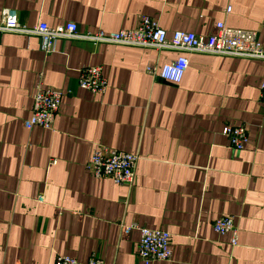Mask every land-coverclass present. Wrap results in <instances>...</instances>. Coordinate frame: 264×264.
<instances>
[{
  "label": "crops",
  "instance_id": "crops-1",
  "mask_svg": "<svg viewBox=\"0 0 264 264\" xmlns=\"http://www.w3.org/2000/svg\"><path fill=\"white\" fill-rule=\"evenodd\" d=\"M6 7L31 28L74 21L80 32H111L146 15L168 36H207L225 22L264 44V0H0V19ZM182 54L181 82L147 72ZM88 65L102 67L106 92L79 86ZM41 73L63 96L53 129H27ZM263 77L250 57L64 38L47 53L37 34H0V264L92 254L144 264L139 229L125 230L134 225L171 233L172 259L152 264H264ZM227 124L246 127L243 150L223 134ZM99 145L139 155L133 186L87 170ZM223 215L235 218L236 246L214 230Z\"/></svg>",
  "mask_w": 264,
  "mask_h": 264
},
{
  "label": "built area",
  "instance_id": "built-area-1",
  "mask_svg": "<svg viewBox=\"0 0 264 264\" xmlns=\"http://www.w3.org/2000/svg\"><path fill=\"white\" fill-rule=\"evenodd\" d=\"M230 10L229 6L227 12ZM5 32L37 34L40 36L42 49L47 53L55 51L57 41L64 38L88 40L96 44L113 43L157 50L195 51L250 57L262 60L264 63V44L258 40L257 32L230 27L225 22H218L215 31L207 36L185 30H176L171 36H168L167 30L160 25L158 19L146 15L142 16L134 28L111 32L104 30L80 32L78 24L74 21L53 26L46 22H40L32 28L28 27L20 22L16 9L6 7L3 8L0 19V34ZM189 63V58L182 54L161 66L157 62L148 64L147 72L164 80L179 83L183 79ZM78 84L92 92L104 93L108 88V79L101 66L88 65L79 68ZM62 96L63 92L60 89L44 84L43 73H41L33 95V112L29 118L23 120V125L27 129H32L35 126L53 129ZM261 100L264 104V77L261 83ZM223 134L229 138L231 146L238 151L243 150L249 141L244 125L227 124L223 128ZM139 158L136 153L99 145L85 166L97 178H109L117 184L133 186ZM56 162V160L52 161L53 164ZM39 200L42 201L43 196H40ZM133 227H137L140 231L137 253L144 264L172 259L171 233L168 230L134 225L126 227V232H129ZM213 227L220 234H229L231 244L238 245L239 228L234 216L223 215L216 218ZM53 264L114 263H106L97 254H92L86 261H80L70 255H58Z\"/></svg>",
  "mask_w": 264,
  "mask_h": 264
}]
</instances>
